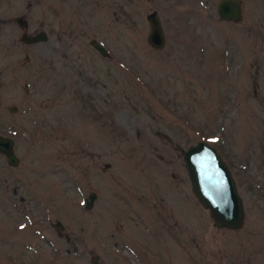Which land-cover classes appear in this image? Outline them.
<instances>
[{
	"label": "rangeland",
	"instance_id": "rangeland-1",
	"mask_svg": "<svg viewBox=\"0 0 264 264\" xmlns=\"http://www.w3.org/2000/svg\"><path fill=\"white\" fill-rule=\"evenodd\" d=\"M217 1L58 0L56 15L0 0V135L19 159L0 154V264H264V0H241L238 23ZM14 16L48 39L20 47ZM199 140L231 169L240 230L215 228L192 193L174 145ZM160 199L167 226L138 214Z\"/></svg>",
	"mask_w": 264,
	"mask_h": 264
},
{
	"label": "water",
	"instance_id": "water-1",
	"mask_svg": "<svg viewBox=\"0 0 264 264\" xmlns=\"http://www.w3.org/2000/svg\"><path fill=\"white\" fill-rule=\"evenodd\" d=\"M216 13L221 21L241 22L242 2L241 0H218ZM146 20L149 25L146 37L148 45L156 50L162 49L166 38L158 12L148 13ZM40 40H44L43 33H40L32 42ZM89 45L102 57H110L109 51L97 39L90 40ZM169 141H171L170 138ZM14 145L12 138L0 136V153L5 156L10 166H16L19 162ZM174 148L181 153L192 193L202 208L208 211L213 226L217 229L232 231L242 229L246 218L243 199L229 165L218 150L205 140L190 144L185 149L178 145H174ZM95 199L96 193H90L85 199V207L90 209ZM57 224L61 227L59 222ZM95 262L93 259L91 263L95 264Z\"/></svg>",
	"mask_w": 264,
	"mask_h": 264
},
{
	"label": "flooded vegetation",
	"instance_id": "flooded-vegetation-1",
	"mask_svg": "<svg viewBox=\"0 0 264 264\" xmlns=\"http://www.w3.org/2000/svg\"><path fill=\"white\" fill-rule=\"evenodd\" d=\"M47 4V10L46 11H52L54 12L56 15H58V10H59V6L61 4L58 3V0H44ZM32 1L28 2L27 5H28V9L29 10H32L31 7H32ZM12 22L13 24L19 28L20 32H19V36L17 37V42L19 43V46L20 47H27V48H30L32 45H35L41 41H46L48 39V34L46 33V31H44L43 29H30V22L28 20H26L23 16H14L12 17ZM40 33H43L44 34V40H40L39 42H32L33 39L37 38ZM25 60L26 63L29 62V57L28 55L25 56ZM0 136H3V135H0ZM4 137H9V136H4ZM11 138V137H10ZM14 148H15V145H14ZM1 154V153H0ZM3 155V154H2ZM5 157V156H4ZM6 159V158H5ZM94 203V202H93ZM139 204H141V208L139 209V216L141 215V210H149L152 209V210H156V212L160 213L159 215V218L161 219L162 218V221H164L165 223V226L168 225V222L166 219L170 220L172 219V214L170 217H167V214L168 213H171L172 212V208L171 206H165L163 201L160 199L157 203V206H150L149 204V201H141V203L139 202ZM170 211V212H169ZM164 218V219H163ZM140 220L143 222H145V219H141ZM56 226V225H55ZM58 228L57 230V234L59 237L63 238V227H60V226H56ZM169 228H170V225H169ZM171 234H172V231H171ZM65 239H67V241L69 240V237L68 235H65ZM54 245V244H52Z\"/></svg>",
	"mask_w": 264,
	"mask_h": 264
}]
</instances>
